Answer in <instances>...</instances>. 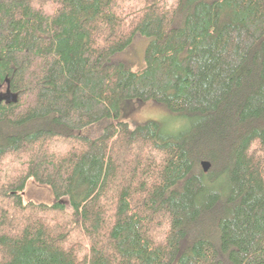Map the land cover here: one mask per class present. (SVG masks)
Wrapping results in <instances>:
<instances>
[{"label": "trees", "instance_id": "1", "mask_svg": "<svg viewBox=\"0 0 264 264\" xmlns=\"http://www.w3.org/2000/svg\"><path fill=\"white\" fill-rule=\"evenodd\" d=\"M4 89L0 264H264V0H0Z\"/></svg>", "mask_w": 264, "mask_h": 264}, {"label": "rangeland", "instance_id": "2", "mask_svg": "<svg viewBox=\"0 0 264 264\" xmlns=\"http://www.w3.org/2000/svg\"><path fill=\"white\" fill-rule=\"evenodd\" d=\"M149 38L137 34L131 45L123 52L117 53L111 58L112 65H124L135 72L141 71L145 67L146 51L149 45ZM5 92V89L0 91ZM125 107V106H124ZM122 118L124 122L131 127L145 124L149 121L160 122L168 129V132H176L180 128L186 126V122L173 116L164 106L148 102L145 104L134 103L128 104L122 110ZM103 133L100 125L84 129L83 134L87 137H97ZM25 203H46L51 204L54 201L53 191L44 185H40L34 180L28 181L23 194Z\"/></svg>", "mask_w": 264, "mask_h": 264}, {"label": "water", "instance_id": "3", "mask_svg": "<svg viewBox=\"0 0 264 264\" xmlns=\"http://www.w3.org/2000/svg\"><path fill=\"white\" fill-rule=\"evenodd\" d=\"M0 100H7V101H14L15 103L18 101V95L11 93L10 90H8V93L6 96L0 95ZM202 168L205 173L209 172L211 169V163L209 161H203L202 162Z\"/></svg>", "mask_w": 264, "mask_h": 264}]
</instances>
